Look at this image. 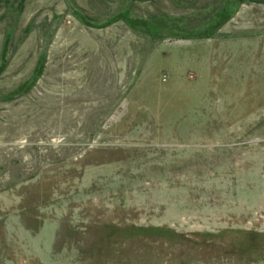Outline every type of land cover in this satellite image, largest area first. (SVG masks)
I'll return each mask as SVG.
<instances>
[{
    "label": "rangeland",
    "instance_id": "1",
    "mask_svg": "<svg viewBox=\"0 0 264 264\" xmlns=\"http://www.w3.org/2000/svg\"><path fill=\"white\" fill-rule=\"evenodd\" d=\"M0 264H264V0H0Z\"/></svg>",
    "mask_w": 264,
    "mask_h": 264
},
{
    "label": "bare ground",
    "instance_id": "2",
    "mask_svg": "<svg viewBox=\"0 0 264 264\" xmlns=\"http://www.w3.org/2000/svg\"><path fill=\"white\" fill-rule=\"evenodd\" d=\"M181 94H182V93H181ZM186 94H187V93H186ZM186 94H185V95H186ZM180 96H182V95H180ZM174 97H175V96H174ZM172 98H173V97H172ZM182 98H183V96H182ZM181 100H182V99H181ZM181 100H180L179 102L177 101V102H178L177 105H179V103L181 102ZM183 100H184V99H183ZM172 102H173V100H172ZM173 103H174V102H173Z\"/></svg>",
    "mask_w": 264,
    "mask_h": 264
}]
</instances>
